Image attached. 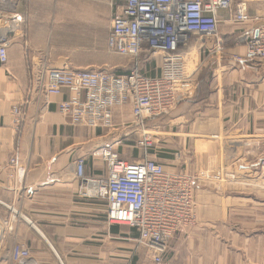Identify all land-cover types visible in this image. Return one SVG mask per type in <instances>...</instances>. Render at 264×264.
I'll return each mask as SVG.
<instances>
[{
  "label": "crops",
  "instance_id": "0c3cea01",
  "mask_svg": "<svg viewBox=\"0 0 264 264\" xmlns=\"http://www.w3.org/2000/svg\"><path fill=\"white\" fill-rule=\"evenodd\" d=\"M13 1L20 20L11 32L8 60L0 62V199L15 208L6 209L16 228L11 241L27 242L37 264H133L134 247L120 242L122 228L131 227L109 222L106 200L81 194L75 174L77 160L84 158L87 175H107L101 151L110 145L120 151V139L121 146L139 139L140 132L127 126L131 104L115 106L113 127H91L59 110V102L72 92L44 93L50 68L83 67L74 60L82 39L91 40L101 24L109 33L112 0ZM240 1L219 13V35L209 51H202L198 89L168 123L180 126L184 143L177 152L190 169L202 165L196 145L207 138L217 141L215 155L229 176L264 160V59L253 66L233 58L245 53L247 39L264 30V0H246L249 13L260 16L246 23L234 20ZM123 58L106 65L128 73L136 61ZM152 61L143 58L139 65ZM157 64L158 73H144L160 75ZM16 103L25 104L19 127L12 118ZM13 156L17 165L10 164ZM159 160L178 167L164 156ZM226 185L201 191L198 223L175 232L166 264H264V189L238 181Z\"/></svg>",
  "mask_w": 264,
  "mask_h": 264
},
{
  "label": "built area",
  "instance_id": "2783aa9c",
  "mask_svg": "<svg viewBox=\"0 0 264 264\" xmlns=\"http://www.w3.org/2000/svg\"><path fill=\"white\" fill-rule=\"evenodd\" d=\"M234 1L112 0L115 11L107 46L110 51L136 61L133 69L123 74L107 67L63 66L48 71L45 95H59L66 89L72 92L68 99L59 102V110L69 114L76 124L113 127L115 106L131 104L127 126L140 132L133 144L142 150L143 157L135 161L122 158L120 151L110 145L101 151L107 162V175H87L84 158L77 160L75 174L80 180L81 194L106 200L109 222L138 231L137 243L149 248L155 264H166L164 254L177 230L198 223V195L204 188L238 181L264 189V160L251 171L229 176L215 155V140L198 142L196 148L207 150L197 154L202 165L193 169L182 161L180 152L175 153L174 159L179 163H175L178 167L174 169L151 156L156 147L151 122L157 128L155 119L171 114L183 101L194 97L201 63L189 69L188 61L194 58V48L199 52L211 49L208 40L218 37L219 13L230 10ZM259 19V15L249 13L246 0L238 2L236 22ZM19 20L14 1L0 0L1 63L8 60L11 32ZM245 45V53L233 58L255 66L264 59V30L247 39ZM143 58L156 59L161 74H145L138 66ZM24 105L16 103L12 107L17 127L26 117ZM17 163L16 156L10 158V164ZM6 209L15 211L13 205L0 199V264H37L27 242L11 241L16 228Z\"/></svg>",
  "mask_w": 264,
  "mask_h": 264
},
{
  "label": "rangeland",
  "instance_id": "374dc122",
  "mask_svg": "<svg viewBox=\"0 0 264 264\" xmlns=\"http://www.w3.org/2000/svg\"><path fill=\"white\" fill-rule=\"evenodd\" d=\"M107 33L108 32H107L106 26L101 24L97 28V30H94L92 32L91 40L87 39L85 41L84 39H82L83 44L81 45L83 48H81V51H78L80 52V54L74 59L76 60L78 66H83V67H78V68H85V67L87 68V66L90 69H95V68H100V67L110 68L106 64L120 63L123 60H125L123 56H118L117 54H114L108 50L107 45H106ZM214 39L210 38L208 40L209 45L212 43ZM193 50H196V51H194L193 60L188 61L189 69L190 68L193 69L197 64L201 63L202 52H199V50H197L196 48H194ZM206 54H208V52H206ZM135 65H136V62H135ZM158 66L159 65L157 64L156 59H154V61L146 65L145 64L139 65V67L143 69V72L145 73L148 72V74L151 72L158 73L159 71ZM171 114L169 116L167 115L166 117H163V119L159 121L154 122L156 123L155 125H158L157 128H154L152 126L153 125L152 122L150 124L151 132L156 134L155 136L156 147L152 151L153 153L151 154V156L153 159L159 162H163L159 160V157L164 156L168 159L169 163H179V160L174 159L175 158L174 153L179 151V149L183 147L184 137L180 135V128H179L180 126L177 127L175 125H172L174 126L172 128L171 125L168 124L169 121H171L170 119L174 117V115L171 116ZM172 124H175V123H172ZM206 141H209V139L204 138L202 140H198L199 143H204ZM129 145L131 146H121L120 145V156L122 158H126L132 161L140 160L143 157L142 150L135 148L133 142H130ZM198 150L200 151H198L197 154L205 153L204 151L207 149H205L204 147ZM224 187H228V186L222 185V188ZM216 188L217 190H220V186H216ZM122 230L123 231L120 233V242H124V244L126 243L127 245L131 244V246L134 247L133 253H131V258L132 256H137V260L136 262H133V264H154L152 253L149 251V248L143 244L139 245L135 240H133L135 238L136 231L133 230L132 228H122ZM126 244L125 246H127ZM124 250L127 251L129 249L126 247ZM121 254H123V252L120 251V255ZM120 264H123L121 260H120ZM126 264H129V263H126Z\"/></svg>",
  "mask_w": 264,
  "mask_h": 264
},
{
  "label": "trees",
  "instance_id": "16d2710c",
  "mask_svg": "<svg viewBox=\"0 0 264 264\" xmlns=\"http://www.w3.org/2000/svg\"><path fill=\"white\" fill-rule=\"evenodd\" d=\"M233 40H234V39H233ZM235 40H236V39H235ZM245 40H246V39H245ZM245 40H244V41H245ZM224 42H225V40H224ZM133 229L135 230V228H133Z\"/></svg>",
  "mask_w": 264,
  "mask_h": 264
},
{
  "label": "bare ground",
  "instance_id": "6f19581e",
  "mask_svg": "<svg viewBox=\"0 0 264 264\" xmlns=\"http://www.w3.org/2000/svg\"><path fill=\"white\" fill-rule=\"evenodd\" d=\"M236 174H238V175H239V173H236ZM236 174H235V175H236Z\"/></svg>",
  "mask_w": 264,
  "mask_h": 264
}]
</instances>
